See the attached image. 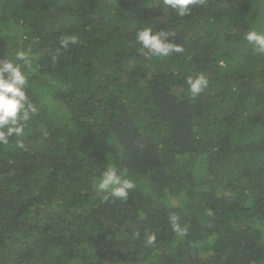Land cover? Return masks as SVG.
Returning a JSON list of instances; mask_svg holds the SVG:
<instances>
[{"label":"trees","instance_id":"obj_1","mask_svg":"<svg viewBox=\"0 0 264 264\" xmlns=\"http://www.w3.org/2000/svg\"><path fill=\"white\" fill-rule=\"evenodd\" d=\"M159 7L0 0V59L30 51L38 108L0 145V264H264V54L242 40L264 31V0ZM149 26L183 53L142 55L135 32ZM194 73L209 80L196 97ZM108 160L136 184L127 201L94 189Z\"/></svg>","mask_w":264,"mask_h":264},{"label":"clouds","instance_id":"obj_2","mask_svg":"<svg viewBox=\"0 0 264 264\" xmlns=\"http://www.w3.org/2000/svg\"><path fill=\"white\" fill-rule=\"evenodd\" d=\"M198 0H160V7L172 9L179 17L191 14ZM176 34L164 29L154 30L153 27H143L135 32V41L139 51L146 57L164 58L173 52L183 53L184 48L172 39ZM242 40L252 45L257 54H264V31L250 28L242 36ZM78 42L75 35H69L60 40V47L66 49ZM55 60L56 57L53 56ZM32 67L30 51L16 47L9 59H0V145L7 146L13 137H23L30 120L38 113L37 106L29 96V72ZM185 83L191 96L200 95L209 85L208 78L202 73H194L186 77ZM17 147L24 148L22 140H17ZM95 191L107 202L109 200L127 201L135 190L136 184L129 177L127 169H119L110 160L93 178ZM211 214V213H209ZM174 233L178 236L187 234L182 227L179 216L172 212L168 216ZM146 244L151 246L156 242V234L145 231Z\"/></svg>","mask_w":264,"mask_h":264},{"label":"rangeland","instance_id":"obj_3","mask_svg":"<svg viewBox=\"0 0 264 264\" xmlns=\"http://www.w3.org/2000/svg\"><path fill=\"white\" fill-rule=\"evenodd\" d=\"M35 55H36V54H35ZM35 55H34V56H35ZM98 245H99V246H101V247H102V246H104V244H103V243H100V244H98Z\"/></svg>","mask_w":264,"mask_h":264}]
</instances>
